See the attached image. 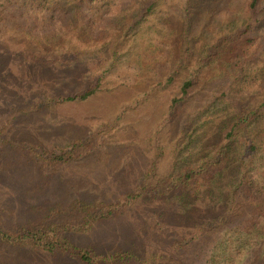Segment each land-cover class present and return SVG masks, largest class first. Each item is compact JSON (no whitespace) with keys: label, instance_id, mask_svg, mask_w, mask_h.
Returning <instances> with one entry per match:
<instances>
[{"label":"rangeland","instance_id":"1","mask_svg":"<svg viewBox=\"0 0 264 264\" xmlns=\"http://www.w3.org/2000/svg\"><path fill=\"white\" fill-rule=\"evenodd\" d=\"M55 227L95 264H264V0H0V264H86L18 239Z\"/></svg>","mask_w":264,"mask_h":264},{"label":"trees","instance_id":"2","mask_svg":"<svg viewBox=\"0 0 264 264\" xmlns=\"http://www.w3.org/2000/svg\"><path fill=\"white\" fill-rule=\"evenodd\" d=\"M256 0H251V5H254ZM189 85V82L185 83L183 86V93L185 89ZM92 91L88 90L82 93L79 98L83 99L91 94ZM76 98L74 95H67L65 100H72ZM219 155H213L212 157L202 161L199 166L196 168L183 169L178 174H172L170 176L165 177V181H163L161 185V193L160 194H170L176 193L180 197H183V193L185 190L191 185V183L195 182V180L201 175L211 176L213 174L218 173L221 170L226 157V149L222 147L220 149ZM158 190L153 189L151 186H141L137 191H133L130 194H126V200L132 201L139 198L150 197V195L157 194ZM132 199V200H131ZM53 236L48 237L47 231L43 229V231H37L36 233L28 232L26 235L18 236V239H28L27 242L31 246H35L36 248H41L50 252L56 253H68L71 256L77 257L79 260L86 264H95L92 261L91 255H89L88 251L77 249L63 241H61L57 234L58 229L55 227L53 229ZM6 236V235H5ZM113 259H117L115 255L112 256Z\"/></svg>","mask_w":264,"mask_h":264}]
</instances>
